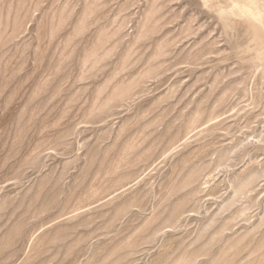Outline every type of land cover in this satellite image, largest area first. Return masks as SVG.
Listing matches in <instances>:
<instances>
[{"label": "rangeland", "instance_id": "374dc122", "mask_svg": "<svg viewBox=\"0 0 264 264\" xmlns=\"http://www.w3.org/2000/svg\"><path fill=\"white\" fill-rule=\"evenodd\" d=\"M0 264H264V0H0Z\"/></svg>", "mask_w": 264, "mask_h": 264}]
</instances>
